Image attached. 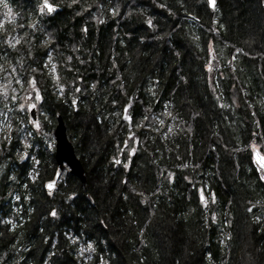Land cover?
Returning <instances> with one entry per match:
<instances>
[{
  "label": "trees",
  "instance_id": "obj_1",
  "mask_svg": "<svg viewBox=\"0 0 264 264\" xmlns=\"http://www.w3.org/2000/svg\"><path fill=\"white\" fill-rule=\"evenodd\" d=\"M5 1L15 19L0 27V64L35 103L36 80L45 129L61 116L86 182L66 174L49 196L54 151L34 131L39 175L21 174L16 119L28 122L14 111L0 129V264H264V173L250 148L264 154V0H216L215 11L207 0H49L53 16L40 0Z\"/></svg>",
  "mask_w": 264,
  "mask_h": 264
},
{
  "label": "rangeland",
  "instance_id": "obj_2",
  "mask_svg": "<svg viewBox=\"0 0 264 264\" xmlns=\"http://www.w3.org/2000/svg\"><path fill=\"white\" fill-rule=\"evenodd\" d=\"M2 4L3 3H0V6ZM8 9H9V7L8 8L0 7V24H2V25H4L8 21H13L15 19L12 11L9 12ZM16 40H17L16 37H14L13 39L7 38V41H11L12 43H15ZM12 69H15L14 66H10L9 68H5L0 64V129L4 128L5 130H7L8 133H10V131L12 129L11 117H12L13 112L14 111L16 113L19 112L20 115H22L26 118L27 117V111H26L24 102L27 100H33V98H34V94H32L31 92H30L31 94L24 92L25 90H22L21 84L16 83V80L19 78L16 75V71L13 72ZM51 71H52V69H51ZM5 93L7 94L6 96H5ZM13 96H15L16 99H12ZM29 96H31V99H29ZM129 104H130V102L126 103L124 105V107L129 105ZM21 105H24L23 110H21V108H20ZM36 109H38V108H36ZM41 115L42 114H40V115L38 114V117H37V120H39L41 123L40 131H37L31 124H26L23 121H21L19 118L16 119V121L18 122V126H17L15 132H16V134L19 135L21 143L23 144V147H24L23 155L25 152H27L29 154V158H27L23 161V163H27V164L21 168L20 172H21V174L28 177L31 180V182H33L31 179V176H35L37 173L39 174L38 166L40 164L39 159L36 158L38 145L33 144L30 140L32 138V135H31L32 131H34L39 136H41L46 141L47 147L50 150L53 149V151H54V144L55 143H54V138L52 136V129H51V131H48L47 129H45V126H44L45 120L41 118ZM27 122H28V117H27ZM26 144L31 145V147L25 148ZM32 157H34L35 159H32ZM252 160L255 163L253 156H252ZM36 161H39V163L37 164ZM31 165L33 166L32 171H31ZM16 170L18 171L19 169L15 168L14 170H11V171L14 172ZM67 173H68V171L65 170L64 173L62 174L63 175L62 180H64V175H66ZM16 201H17V198L14 197L13 203ZM26 203L29 205V199L28 198L26 199ZM13 210H15L14 204H13ZM82 244L77 245L78 254L85 261H89L91 259V258L89 259V256H91L92 252L89 253L86 251V252H84L83 255H81L80 249L81 248L86 249L88 246V243L83 242Z\"/></svg>",
  "mask_w": 264,
  "mask_h": 264
},
{
  "label": "snow or ice",
  "instance_id": "obj_3",
  "mask_svg": "<svg viewBox=\"0 0 264 264\" xmlns=\"http://www.w3.org/2000/svg\"><path fill=\"white\" fill-rule=\"evenodd\" d=\"M73 4H76L78 3V0H72ZM0 3H3L4 7L5 8H8V4L5 2V0H0ZM207 4L210 8H212L213 11L216 10V0H207ZM161 7H165V5H160ZM69 7H71V5H69ZM9 12H11V9L9 8L8 9ZM58 11L57 7L51 3H49V0H42V3L40 4L39 6V12L43 15V14H48V15H52L54 13H56ZM101 23L103 21H100ZM147 25L149 27H152L153 26V22L151 19H148L147 20ZM0 27H3L2 24H0ZM84 31H87V29H83ZM19 40H16L15 43H12L11 41H5V43L8 45V47H11V48H15L17 44H19ZM208 48L209 50L211 51L212 50V45L209 44L208 45ZM71 59V58H69ZM49 60H51V57L49 56ZM208 70L211 71V62H209V66H208ZM13 72H15V69H12ZM33 71H35V69H33ZM52 71L55 72V65L52 66ZM57 81L59 80V77L58 76H55L54 77ZM16 83L17 84H21V81L19 79L16 80ZM29 85L32 87V90L35 92V101L36 103H29L28 104V111L32 112L34 109L37 108V103H39L41 100H42V96L40 95V91L39 89L37 88L36 86V80L35 79H31L28 81ZM21 86H23L21 84ZM58 91L63 94L64 92V88L63 86L61 85L59 88H58ZM76 91H80L79 88L76 89ZM7 94L5 93V96ZM12 99H16L15 96L12 97ZM29 99H31V96H29ZM72 104L73 106H75L76 104V101L73 100L72 101ZM131 105H127L124 107L123 109V119L125 121H128L129 123L131 122V116L128 115V108L130 107ZM221 107H224V105H221ZM21 110L24 109V105H21L20 106ZM33 115H34V112H33ZM118 115H120L118 113ZM255 115V114H254ZM145 119H147V117H145ZM29 123H31L33 125V127L37 130V131H40L41 129V123L39 120H36V119H32L29 121ZM259 126V125H258ZM255 135V133H254ZM133 137L130 136V139H132ZM264 139V138H262ZM4 141H8L10 142L11 141V137L10 136H5L4 137ZM3 141H0V143H2ZM31 147V145H25V148H29ZM250 148H251V155L253 156L254 160H255V163L257 165V168L258 170L261 172V173H264V154L261 153V151L258 149L257 145L255 143H253L252 145H250ZM129 155H135V149L133 148L131 150V152L129 153ZM29 158V154L27 152L24 153V155L21 157V159H27ZM32 159H35L34 157H32ZM117 164H120L121 161L119 160H116L115 161ZM36 163L38 164L39 161H36ZM124 168H128V164H124L123 165ZM60 173H57V175H59ZM31 175V174H30ZM38 173L35 175V176H31V179L33 181V183L35 182V180L37 179L38 177ZM11 179H15V177H11ZM173 179V175L171 173H169V180L171 181ZM260 180H264V174H262L260 177H259ZM25 187H27V185H25ZM44 187L48 190V195L51 196L53 195L54 193V190L56 188V183L55 181H49L46 185H44ZM205 190L203 188L199 189V193H200V201L201 203L207 207V203H208V199L207 197L205 196L204 194ZM17 199H19V197H17ZM69 199H73V197H69ZM211 199H212V202L214 203L215 202V194H212L211 196ZM249 212L252 211L251 208L248 209ZM50 215L52 217H57V212L55 209L51 210V213ZM212 222L214 223L215 222V217H212ZM257 222H259V219L257 218ZM5 223L11 225V227L8 229L9 231H15V228H16V224L13 223V221L9 220V221H6ZM48 241H45V243H47ZM75 242V241H74ZM13 247H15V245H13ZM53 247H55V245H53ZM94 252L95 251V248L93 247V245L91 243L88 244L87 248L84 249V248H81L80 249V253L81 255L84 254V252ZM91 258V256H89V259ZM100 259V264H104L103 262V258H99ZM211 259V258H210Z\"/></svg>",
  "mask_w": 264,
  "mask_h": 264
},
{
  "label": "water",
  "instance_id": "obj_4",
  "mask_svg": "<svg viewBox=\"0 0 264 264\" xmlns=\"http://www.w3.org/2000/svg\"><path fill=\"white\" fill-rule=\"evenodd\" d=\"M41 3H42V0H41ZM49 3H50V1H49ZM262 8L264 11V2L262 4ZM54 14H52V15L44 14V15L53 16ZM33 112H34V115H33ZM128 115H129V113H128ZM32 119H36L35 109L32 112H30V120H32ZM122 120L125 121L123 119V115H122ZM125 122H127L128 128H130L131 122L130 123L128 121H125ZM52 135H53L54 143H55L54 144V149H55L54 150V161H55L56 166L58 168V171L55 173L54 179L52 181H55V183H57L59 175H60V174L57 175V173H61L62 171L65 170V168H67L68 173L70 175L79 179L82 184H85L86 176L84 173L83 166H82L80 160L76 157V155L74 153V148H73L71 142L69 141V139L67 137L66 127H65V124H64L61 116H57V123H56V126L54 127V129L52 131ZM122 152H123V149L117 155L116 160L121 161ZM44 189L46 192H48V190L45 187H44Z\"/></svg>",
  "mask_w": 264,
  "mask_h": 264
},
{
  "label": "flooded vegetation",
  "instance_id": "obj_5",
  "mask_svg": "<svg viewBox=\"0 0 264 264\" xmlns=\"http://www.w3.org/2000/svg\"><path fill=\"white\" fill-rule=\"evenodd\" d=\"M1 7L4 8V5L2 4ZM9 8H10L11 11H12V8H11L10 6H9ZM24 103H25L26 109L28 110V104H29V103H34V102H33V100H27V101H25ZM27 115H28V113H27ZM28 123H29V122H28ZM31 125H32V124H31ZM32 126H33V125H32ZM52 179H53V178H52ZM52 179H51V180H52ZM47 181H49V180H47ZM44 184H45V183H44Z\"/></svg>",
  "mask_w": 264,
  "mask_h": 264
}]
</instances>
